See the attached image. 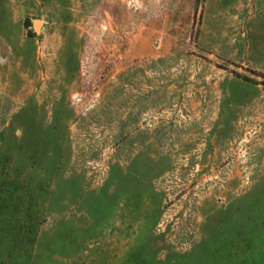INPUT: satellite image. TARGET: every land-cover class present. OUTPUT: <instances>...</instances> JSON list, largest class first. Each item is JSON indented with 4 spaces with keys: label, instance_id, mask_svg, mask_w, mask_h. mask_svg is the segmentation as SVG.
<instances>
[{
    "label": "rangeland",
    "instance_id": "rangeland-1",
    "mask_svg": "<svg viewBox=\"0 0 264 264\" xmlns=\"http://www.w3.org/2000/svg\"><path fill=\"white\" fill-rule=\"evenodd\" d=\"M263 75L264 0H0V264H264Z\"/></svg>",
    "mask_w": 264,
    "mask_h": 264
},
{
    "label": "crops",
    "instance_id": "crops-1",
    "mask_svg": "<svg viewBox=\"0 0 264 264\" xmlns=\"http://www.w3.org/2000/svg\"><path fill=\"white\" fill-rule=\"evenodd\" d=\"M8 47H12L10 44H8ZM46 49V48H45ZM74 54L73 53H67L66 54V61L72 62L73 61ZM62 54L57 52V49L55 47H47L46 53L43 59V71H44V82L48 83L51 82L55 78V73L53 69V62L56 59H61ZM62 60V59H61ZM34 72H35V66L33 67H28L27 68V80L31 81V85L35 86L34 82ZM74 78V77H72ZM1 79V76H0Z\"/></svg>",
    "mask_w": 264,
    "mask_h": 264
},
{
    "label": "water",
    "instance_id": "water-1",
    "mask_svg": "<svg viewBox=\"0 0 264 264\" xmlns=\"http://www.w3.org/2000/svg\"><path fill=\"white\" fill-rule=\"evenodd\" d=\"M33 27H34L35 30H38L39 27H40V23H39V22H35V23L33 24Z\"/></svg>",
    "mask_w": 264,
    "mask_h": 264
},
{
    "label": "trees",
    "instance_id": "trees-1",
    "mask_svg": "<svg viewBox=\"0 0 264 264\" xmlns=\"http://www.w3.org/2000/svg\"><path fill=\"white\" fill-rule=\"evenodd\" d=\"M256 73V72H255ZM264 76V75H263ZM245 79H247V78H245Z\"/></svg>",
    "mask_w": 264,
    "mask_h": 264
}]
</instances>
